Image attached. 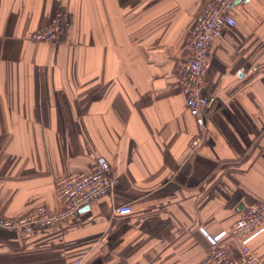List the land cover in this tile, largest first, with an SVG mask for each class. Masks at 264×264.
Segmentation results:
<instances>
[{
    "label": "crops",
    "instance_id": "crops-1",
    "mask_svg": "<svg viewBox=\"0 0 264 264\" xmlns=\"http://www.w3.org/2000/svg\"><path fill=\"white\" fill-rule=\"evenodd\" d=\"M207 1L0 0L1 214L59 208L57 178L98 157L119 179L61 224L0 226V264H201L264 202V0L211 42L200 125L178 70ZM58 12L65 38L32 39ZM251 246L264 261V231Z\"/></svg>",
    "mask_w": 264,
    "mask_h": 264
},
{
    "label": "built area",
    "instance_id": "built-area-1",
    "mask_svg": "<svg viewBox=\"0 0 264 264\" xmlns=\"http://www.w3.org/2000/svg\"><path fill=\"white\" fill-rule=\"evenodd\" d=\"M244 1L247 0H208L191 30L187 58L178 70V80L186 103L200 125L204 124L206 111L216 99L202 90L209 67V46L223 35L226 26L237 23L231 9L236 3ZM67 24L62 12H58L48 25L35 29L30 36L36 41L51 43L60 39ZM200 141L201 137H196L191 144L197 147ZM118 181L113 174L112 163L105 157H98L89 171L64 174L57 178L55 193L61 202L59 208L40 206L15 216H4L0 211V226L32 232L61 224L83 206L112 191ZM1 202L0 197V205ZM114 211L126 215L131 213L132 207L125 203L116 206ZM263 231L264 202L247 204L230 229L208 236L211 245L201 264H264L251 246L253 239Z\"/></svg>",
    "mask_w": 264,
    "mask_h": 264
},
{
    "label": "trees",
    "instance_id": "trees-1",
    "mask_svg": "<svg viewBox=\"0 0 264 264\" xmlns=\"http://www.w3.org/2000/svg\"><path fill=\"white\" fill-rule=\"evenodd\" d=\"M67 26H65V30H67ZM191 35V34H190ZM65 36H66V31H65V33L60 37V40H63L64 38H65Z\"/></svg>",
    "mask_w": 264,
    "mask_h": 264
}]
</instances>
